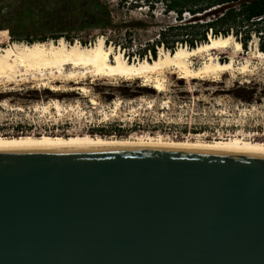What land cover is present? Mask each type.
<instances>
[{"label":"water","instance_id":"95a60500","mask_svg":"<svg viewBox=\"0 0 264 264\" xmlns=\"http://www.w3.org/2000/svg\"><path fill=\"white\" fill-rule=\"evenodd\" d=\"M0 264H264V147L0 144Z\"/></svg>","mask_w":264,"mask_h":264},{"label":"rangeland","instance_id":"374dc122","mask_svg":"<svg viewBox=\"0 0 264 264\" xmlns=\"http://www.w3.org/2000/svg\"><path fill=\"white\" fill-rule=\"evenodd\" d=\"M118 1L107 0L115 22L142 18L146 26L133 28L130 41L128 35L123 34V29L107 31L106 35L122 46L129 45L125 50L120 47L128 61L151 59L148 53L143 56L130 54L129 57L127 54L156 37L159 25L172 20L174 13H162L161 2L156 3L154 16H150L142 0H138L141 5L136 7H130L127 3L118 4ZM11 13L0 11V22L8 19ZM98 32L96 28L82 29L73 36V41L85 40L87 44H92L99 36H103ZM256 40L258 42L257 35L252 34L243 52L238 55L233 53L232 44L231 48L218 53L221 61H228L234 56L236 65L250 60V71L240 73L235 69L221 72L220 75L183 79L170 69L162 75L166 85L161 91L152 88L153 84H147L151 82L143 78L89 77L80 83L55 81L61 87L56 91L46 89L36 80L3 82L0 84V135L128 139L153 137L264 146V57H254ZM155 55H159L158 47ZM203 61L195 57L192 63L198 67ZM82 86L86 87V91L80 89ZM55 101H59L61 111L54 106ZM47 105L48 108L45 107ZM15 124L22 127H16Z\"/></svg>","mask_w":264,"mask_h":264},{"label":"bare ground","instance_id":"6f19581e","mask_svg":"<svg viewBox=\"0 0 264 264\" xmlns=\"http://www.w3.org/2000/svg\"><path fill=\"white\" fill-rule=\"evenodd\" d=\"M231 44L234 48V54L238 55L241 51L243 52L242 43L233 35L210 36L208 42L197 45L194 48L178 46L175 51H171L160 47L159 55L156 58H152V56L151 59L146 57L148 59L128 61L121 49L116 50L113 45H106L104 37H98L94 43L88 45H82L78 41L70 44L63 38L57 42L54 40L35 41L33 43L14 41L10 45L0 48V84L3 82L13 83L21 80H36L39 85L46 86V89L50 88L56 91L61 89L56 84L58 82L74 81L75 83H80V81L88 79L89 77H121L125 79L143 78L144 81L151 82L147 84H153L151 85L152 88L161 91L165 89L164 85H166L164 84L166 82L164 80L166 79L162 75H165L164 73L170 69L174 70L173 72L177 73L179 78L183 79L203 78L235 69L240 73L250 71V60H246L239 65L235 64L234 56H231L228 61L220 60L218 55L219 51L231 48ZM254 45L257 49L254 57H264V51L259 49L257 40L254 42ZM195 57L204 59L203 64L195 67L192 63ZM61 86H63L62 83ZM80 89L83 92L86 91L85 86L80 87ZM88 89L87 92H89ZM92 102L95 101L93 100ZM53 104L61 111L62 106L59 101H55ZM48 106L45 107L48 108ZM116 108L118 107L116 106ZM71 142H124L136 145H242L264 147L253 144L224 143L194 139H157L153 137L128 139L0 135V144Z\"/></svg>","mask_w":264,"mask_h":264},{"label":"trees","instance_id":"16d2710c","mask_svg":"<svg viewBox=\"0 0 264 264\" xmlns=\"http://www.w3.org/2000/svg\"><path fill=\"white\" fill-rule=\"evenodd\" d=\"M20 2V0H16ZM146 3L150 16H154L157 2L162 4V13H174L169 22L159 25L156 37L143 45L132 49L138 56L147 53L156 58V48L163 47L175 51V45L194 48L208 42L210 36L233 35L245 48L252 34L258 37V47L264 51V0H142ZM127 3L136 7L138 0H119L118 4ZM11 4V3H10ZM5 5L0 4L1 7ZM13 9V8H12ZM145 19H127L117 23L107 0H21L20 5L10 17L0 22V44L6 47L14 41L33 43L35 41L57 42L63 38L70 44L73 36L86 28L98 29L105 42L122 46L114 39H109L107 31L123 29L128 41L133 35V28H145ZM25 33V35H20ZM32 34V36H31ZM105 35V36H104ZM25 36V37H22ZM88 45L85 40H79ZM75 43V42H74ZM109 46V44H107ZM121 47V48H120ZM121 49V50H122ZM76 138V137H68Z\"/></svg>","mask_w":264,"mask_h":264},{"label":"flooded vegetation","instance_id":"af4514ba","mask_svg":"<svg viewBox=\"0 0 264 264\" xmlns=\"http://www.w3.org/2000/svg\"><path fill=\"white\" fill-rule=\"evenodd\" d=\"M1 1H2V4L4 2L5 5H3L1 7L0 11H4V12H13L15 9H17V7H18L17 4L21 3V0H20V2H17L16 0H5V1L1 0ZM10 8L11 9L13 8V10H11ZM26 94L30 95L31 93H26ZM15 125H16V127H22V125H18V124H15ZM99 130H105V128H100ZM95 133H97V132H91V134H95Z\"/></svg>","mask_w":264,"mask_h":264},{"label":"built area","instance_id":"2783aa9c","mask_svg":"<svg viewBox=\"0 0 264 264\" xmlns=\"http://www.w3.org/2000/svg\"><path fill=\"white\" fill-rule=\"evenodd\" d=\"M149 56H150V58H151V54H150V52H149Z\"/></svg>","mask_w":264,"mask_h":264}]
</instances>
